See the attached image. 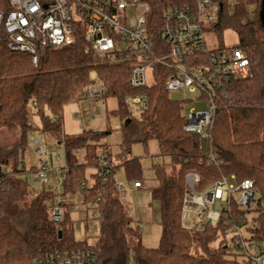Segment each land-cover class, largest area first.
I'll return each mask as SVG.
<instances>
[{
    "label": "trees",
    "instance_id": "16d2710c",
    "mask_svg": "<svg viewBox=\"0 0 264 264\" xmlns=\"http://www.w3.org/2000/svg\"><path fill=\"white\" fill-rule=\"evenodd\" d=\"M150 7V27L160 33L166 12L174 7L194 5L196 0H139ZM233 1V5L231 4ZM222 9L211 31L222 36L234 31L239 46L250 61L252 77L234 81L218 99V108L211 129L212 150L216 162L200 149L195 134L184 130L183 102L173 100L165 89L172 72L157 66L156 82L144 88L130 85V65H112L97 61L85 53L82 36L68 48L39 51L34 66L29 54L0 49V131L19 133L10 151L0 150V264H33L41 256L55 252L93 250L100 264H249L245 255L227 242L231 225L247 227L249 240L264 252V29L260 20L262 0H219ZM253 8V13L250 9ZM9 0H0V11H10ZM252 15V16H251ZM252 17V18H251ZM95 73L98 81L109 89V96L118 103L112 111L122 123V152L116 158L108 152L106 139L111 131L84 132L67 137L63 132V114L67 105L79 102L86 95ZM107 97V98H108ZM144 97L145 107L136 117L129 101ZM31 109L40 118L44 133L65 149L66 174L62 196L79 195L89 210L98 203L100 235L91 241H77L75 222L69 213L61 224L51 218L54 193L35 192L25 174L24 151ZM157 141L160 158L169 164L153 163L159 186L152 199L161 209V239L157 248L143 244L142 230L134 220L129 205L118 191L114 175L124 168L129 181L142 185V165L133 157L132 146L148 147ZM82 152V159L78 154ZM106 154L108 175L100 177L101 155ZM89 167L96 169L92 185L86 177ZM199 173L200 190L224 177L234 176L236 182H255L257 205L244 210L233 205V222L221 219L216 227L195 233L182 227L181 214L187 190L186 175ZM21 203V204H20ZM68 207V206H67ZM249 213L256 215L248 219ZM195 253L193 254V248Z\"/></svg>",
    "mask_w": 264,
    "mask_h": 264
},
{
    "label": "built area",
    "instance_id": "2783aa9c",
    "mask_svg": "<svg viewBox=\"0 0 264 264\" xmlns=\"http://www.w3.org/2000/svg\"><path fill=\"white\" fill-rule=\"evenodd\" d=\"M11 10L0 11V49L6 47L13 53L29 54L32 63H39V51L43 48L61 50L77 43L82 36L86 44L85 53L99 62L112 65H130L129 83L134 88H144L156 82L154 69L157 66L172 72L165 82L168 93L172 91L197 93V100L209 103L208 109L192 110L184 115V130L195 134L201 142L200 149L216 162L212 150V133L218 99L225 95L226 88L234 81L252 77L250 61L238 48H208L207 36L216 24L222 5L219 0H196L194 5L174 7L165 14L160 33L150 27V7L139 0H9ZM109 89L103 83L90 82L84 96L89 106L98 107L105 103ZM138 108L145 107L148 99L138 97L129 101ZM81 118L80 114L76 115ZM36 154L43 158L46 145L35 141ZM106 154L101 155L100 177L108 175ZM63 155L58 156L61 160ZM48 163L36 173L42 182L47 179ZM65 175L59 176L64 187ZM119 192L125 185L114 175ZM201 176L196 172L186 175L187 190L181 214L182 227L201 233L206 227H216L221 219L233 222V205L244 210H253L257 205L255 182H236L234 176L214 183L204 190L199 189ZM104 183L106 178L104 177ZM135 189L142 188L139 183ZM62 193L51 207L54 223L64 220L66 204ZM217 204L220 209L216 210ZM98 203H91L100 218ZM237 225H231L227 236L249 264H264V252L251 241L248 246ZM195 247L193 248V254ZM33 264H100L93 250L55 252L36 258Z\"/></svg>",
    "mask_w": 264,
    "mask_h": 264
},
{
    "label": "rangeland",
    "instance_id": "374dc122",
    "mask_svg": "<svg viewBox=\"0 0 264 264\" xmlns=\"http://www.w3.org/2000/svg\"><path fill=\"white\" fill-rule=\"evenodd\" d=\"M233 5V1H231ZM253 13V8L250 9ZM252 16V15H251ZM252 18V17H251ZM208 48L215 50L222 47L234 48L239 46L237 34L232 30H226L222 36L210 31L207 36ZM98 81L96 74H91V82ZM169 97L176 101L183 102V114L186 115L192 110L203 111L207 110L209 103L202 100H197L198 94L189 91L180 92L172 91ZM118 109L117 101L108 97L103 105L98 107L89 106L87 100L82 98L79 102L67 105L63 114V132L67 137H75L82 135L84 132H99L111 131V135L106 139L108 152L113 158H116L122 152V123L118 116H114L111 112ZM139 108L132 106V111L136 117H139ZM35 111L31 109L30 123L34 127L28 134V145L24 151L25 168H40L44 163H48L47 179L42 182L38 173H28L24 177L29 181L31 189L37 192L54 193L56 197L63 193V187L59 182L60 174H66V157L64 146L52 137L44 133L41 129L40 118L36 116ZM80 114L81 118L76 115ZM19 138V133L10 132L8 130L0 131V150L10 151L15 142ZM35 141H41L46 145V155L43 158L36 154ZM132 156L137 157L142 165V188L135 189L134 181H129L126 177L124 168H120L117 173V178L120 183L125 185V192L122 194L123 201L131 208L132 216L136 221V225L142 230L143 244L147 248H157L160 245L161 239V209L158 202L153 201L152 192L157 189L159 182L157 181L154 172L151 170L153 163L169 164L168 158H160V149L157 141L150 140L148 147L141 143L134 144L131 150ZM63 155L61 160H58L59 155ZM79 160L82 159V152L78 154ZM96 173V169L89 167L86 170V177L89 185H92V175ZM62 200L66 204L65 211L69 213L71 219L75 222L74 235L77 241H91L94 237L100 235V223L97 220V215L93 210H87V207L82 204L79 195L63 196ZM21 204V203H20ZM68 206V207H67ZM220 204H217L216 210L220 209ZM255 213H249L248 219L255 216ZM241 232L245 238V243L248 248L251 245L250 233L247 227H242ZM231 236H227L226 241L229 242ZM131 264H134L132 262Z\"/></svg>",
    "mask_w": 264,
    "mask_h": 264
},
{
    "label": "water",
    "instance_id": "95a60500",
    "mask_svg": "<svg viewBox=\"0 0 264 264\" xmlns=\"http://www.w3.org/2000/svg\"><path fill=\"white\" fill-rule=\"evenodd\" d=\"M260 20H261V23H262V27L264 29V0H262V4H261Z\"/></svg>",
    "mask_w": 264,
    "mask_h": 264
},
{
    "label": "crops",
    "instance_id": "0c3cea01",
    "mask_svg": "<svg viewBox=\"0 0 264 264\" xmlns=\"http://www.w3.org/2000/svg\"><path fill=\"white\" fill-rule=\"evenodd\" d=\"M141 189V188H140Z\"/></svg>",
    "mask_w": 264,
    "mask_h": 264
}]
</instances>
